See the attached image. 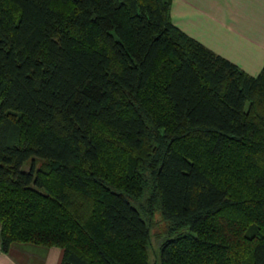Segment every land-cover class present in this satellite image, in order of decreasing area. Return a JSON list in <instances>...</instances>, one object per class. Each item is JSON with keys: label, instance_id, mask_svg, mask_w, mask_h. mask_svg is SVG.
I'll use <instances>...</instances> for the list:
<instances>
[{"label": "trees", "instance_id": "trees-1", "mask_svg": "<svg viewBox=\"0 0 264 264\" xmlns=\"http://www.w3.org/2000/svg\"><path fill=\"white\" fill-rule=\"evenodd\" d=\"M171 0H0V243L62 264H264V67ZM29 164L30 169H24Z\"/></svg>", "mask_w": 264, "mask_h": 264}, {"label": "crops", "instance_id": "crops-1", "mask_svg": "<svg viewBox=\"0 0 264 264\" xmlns=\"http://www.w3.org/2000/svg\"><path fill=\"white\" fill-rule=\"evenodd\" d=\"M175 26L215 53L257 76L264 67V0H171ZM1 231V223H0ZM63 249L0 243V264H62Z\"/></svg>", "mask_w": 264, "mask_h": 264}, {"label": "rangeland", "instance_id": "rangeland-1", "mask_svg": "<svg viewBox=\"0 0 264 264\" xmlns=\"http://www.w3.org/2000/svg\"><path fill=\"white\" fill-rule=\"evenodd\" d=\"M23 168L28 170L30 169V165L26 164ZM166 227V222L163 219L161 213L157 212L155 216V223L152 229L151 246L149 250L151 264H161L159 247L161 240L163 239V236L165 234Z\"/></svg>", "mask_w": 264, "mask_h": 264}]
</instances>
